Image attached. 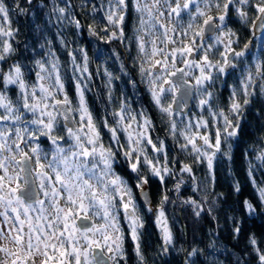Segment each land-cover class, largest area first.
I'll list each match as a JSON object with an SVG mask.
<instances>
[{"label": "rangeland", "instance_id": "rangeland-1", "mask_svg": "<svg viewBox=\"0 0 264 264\" xmlns=\"http://www.w3.org/2000/svg\"><path fill=\"white\" fill-rule=\"evenodd\" d=\"M131 2L138 18L139 32L136 33L135 41L142 57L139 72L148 101L177 138L178 146L184 152L194 155L198 162L204 163L206 172L212 175L219 155L222 154L229 163L232 142L238 136L246 112L253 111L252 103L264 101V83L260 73L264 54V19L263 30L260 33L254 31L255 20L264 11V0ZM103 5L106 18L119 27L124 17L126 0H105ZM250 6L256 11V17L250 19L249 25L250 33L252 29L254 32L251 33V38L254 39L251 43V56L244 60V66L242 64L237 68L239 79L232 76L236 80L231 88L233 96L222 106L221 103H214L218 98L213 100L212 94L215 93L212 87L216 83H219V87L224 84L222 79L215 80L216 72H221L222 77L225 71L222 66L217 67L212 56L218 53V57L225 60L226 52L238 47L237 59L242 60L249 52L239 44L233 45L240 39L227 26V19L231 10L234 12L232 18L240 19L241 15L246 21ZM210 15L213 16L214 31L202 38V21ZM13 31L7 9L0 1V195H13V192L18 198L14 190L20 167L14 160L25 152L33 164L36 154L42 156L48 151L46 148L50 144V159L45 164H35V167L44 169L36 172L35 180L41 182V185L52 186L51 194L55 193L57 199L61 196L64 203L53 219L50 215L43 214L39 216V221H62L66 224L63 233L74 237L79 233L75 222L73 224L74 213L95 206L96 213L99 211L102 216H107L109 222L110 219L115 220L111 223L117 226L119 243L125 231L135 239L142 225L138 215L139 203L134 197L131 184L126 178L113 173L111 165L118 152L131 172H139L143 166L151 176L162 180L171 171L166 140L159 135H152L149 113L137 112L124 99L120 100L117 110L113 112V122L104 120V127L107 128L105 139L98 132L85 100V90L90 81L86 54L82 51L81 55L72 51L69 53L68 66L75 96L72 100L66 91L59 59L51 50L37 60L32 81L23 78L16 61L7 62L12 51ZM167 47H170L169 51ZM190 52L194 54L192 58H189ZM254 52L259 58L255 57ZM172 59L184 64V76L193 83L194 109L190 114L180 115L171 110V97L176 85L167 72L172 69L169 66ZM166 64L169 67L164 69ZM156 67L160 69L155 72L153 69ZM104 75L106 82L111 84L110 74L104 71ZM9 86L15 89L14 97L8 93ZM225 87L228 91L227 85ZM228 94L231 95L227 93L224 96L227 97ZM59 100L65 101L71 112L75 122L73 129L66 127L61 121L56 106ZM228 124L231 125V130H227ZM42 139L44 142H41ZM246 155V171L255 184L259 199L264 203V141L248 147ZM179 170L181 174L188 173L184 165H180ZM258 171L263 175L256 181L254 176ZM135 185L146 187L145 178L138 177ZM145 211L153 215L162 244L171 245L172 234L163 213V205L146 204ZM123 221L126 225H123ZM99 224L101 226H98V232L107 228L104 221ZM57 233L55 231L54 235Z\"/></svg>", "mask_w": 264, "mask_h": 264}, {"label": "trees", "instance_id": "trees-1", "mask_svg": "<svg viewBox=\"0 0 264 264\" xmlns=\"http://www.w3.org/2000/svg\"><path fill=\"white\" fill-rule=\"evenodd\" d=\"M0 1L14 30L7 62L16 61L26 81L33 80L34 65L51 50L63 69L67 94L74 100L68 57L71 51L79 55L82 51L90 72L85 98L102 136L107 137L103 121H110L114 106L118 108L124 99L134 109L140 107L149 113L152 135L166 140L171 171L162 180L146 175V183L151 202L163 205L172 241L164 246L154 225L147 221L149 215L142 211L145 221L139 244L142 257L151 264L159 260V255L162 257L159 264H264V203L246 171V156L251 155V152L246 155L248 147L264 141V101L252 103L255 113L246 112L229 150V163L219 155L209 175L204 163L178 146L177 138L148 101L139 72L142 57L135 41L138 18L131 0H126L119 27L106 18L105 0ZM229 12L234 16L233 11ZM247 13L246 21L240 15V19L234 17L227 24L241 42L249 39L250 19L256 17L252 6ZM262 64L264 83V54ZM104 71L110 74L111 84L106 82ZM7 90L14 97V87ZM117 157L122 164L120 155ZM180 165L186 166L188 173L181 174ZM124 166L125 163L120 173L133 183ZM262 175L258 171L254 178L258 181Z\"/></svg>", "mask_w": 264, "mask_h": 264}, {"label": "flooded vegetation", "instance_id": "flooded-vegetation-1", "mask_svg": "<svg viewBox=\"0 0 264 264\" xmlns=\"http://www.w3.org/2000/svg\"><path fill=\"white\" fill-rule=\"evenodd\" d=\"M210 17L213 16L210 15L208 18ZM232 17L233 16L231 15L228 16L227 20L229 21L233 19ZM242 21H244V17L242 18ZM253 41L254 39L251 38L250 35L249 40L243 42L238 40V43H233L234 46H238L239 44V46L244 48L245 51H249L242 60H238L239 58L237 59L238 47H233V49L227 51L225 54V60L218 57V53L212 56V61H215L218 64L217 67L222 66L221 68L225 71L222 74V77H220L221 72H216L217 80L215 81L222 79V82L224 81V84L222 83L219 87V83H216L212 87V90L215 93L212 94V97L214 95L213 100L216 97L218 98H216L218 102L216 101L214 103H221V105H223L228 103L232 99L233 94H231V88L235 85V81L239 79L237 78V68L242 66V64L244 66L246 64L244 60L248 59L251 56V49L253 48L251 46V43H253ZM169 49L170 47H167V51H169ZM193 55V52H190L189 58H192ZM254 55L256 58H259L258 55L256 56L255 52ZM178 62L180 61L175 59H172L170 61L169 66H171L172 69L168 70V76L175 69V67L183 68L185 75L184 64H180ZM169 66L168 64H166L164 66V69H167ZM159 69V67H156L153 70L156 72L159 71ZM232 76L236 77V80H233ZM185 79L187 80L186 77ZM228 83L229 85H231L229 86ZM225 85H227L228 91ZM227 93H230L231 95L228 94L227 97L224 96ZM192 95L194 94L192 93ZM85 100L87 103L86 98ZM143 100L145 106L147 107V110H150L147 100L145 98H143ZM114 108H116L114 110L116 111V105L114 106ZM193 109L194 104H192L191 98L190 107L186 112H173H176L180 115H186L190 114ZM136 111L141 113L143 111L145 113V110L140 107H137ZM113 112L111 113L112 115L110 121L105 119L108 121V123L113 122ZM103 130L107 131V128L104 127ZM227 130H231L230 124L227 125ZM98 132L101 133L99 129ZM48 146L46 148L48 149V151H45L42 156H40L39 153L36 154L33 164L31 159L30 173L32 176V182L36 192V196L32 200H28L19 194L18 189L24 185L21 175V169L20 174H17L18 180H16V190H14L18 195V198L15 197V194L13 192V195H0V210H2V214L0 215V264H151L149 261H147L146 257L141 256V248L139 247V244L142 241L140 240V234L142 233L145 225V221L142 218L141 212L145 211L146 204L152 203L151 196L148 186L145 185L146 187L143 188H146L148 190L150 201L148 203L142 202L139 197V189L141 187H136L135 183L137 180L136 177L140 178V176H143V178H145L146 180V175L150 177L153 176H151L148 171L143 168V166L141 167L139 172H131L127 169V163L124 159H121L122 164H119L120 161L117 157L119 153L116 152V159L115 162L111 165V170L116 175H120L123 178H126L128 183L131 184L134 197L139 203L138 215L142 220V225L137 233V237L135 239L131 238L130 235L125 231L123 239H121V243H119L117 226L111 223L115 220L110 219L111 222H109L107 216H102L99 211L98 213H96V211L94 210L95 206H92L93 208L89 209L86 208L87 210H83V212L74 213L73 224L75 222V227L78 228L79 233H77V235L74 237H69L68 234L66 235L65 233H63V231H65L64 227L66 225L64 222L59 220H55L52 223H49V221L45 220L41 222L39 221V216L43 214L47 216L50 215L53 219L54 215L57 216L59 214L58 211L61 210V205H63L64 203L61 196H59V198L57 199L55 193L51 194L53 190L52 186H49L47 184L41 185V182L35 180V177L37 176L36 172H39L42 169L35 167V164L37 165L40 162H44L45 164L46 161L50 159V144H48ZM112 146L114 147L113 143ZM14 161H16V165L18 162L19 166L18 158ZM124 163L126 164V166H124V170L131 173L133 183L128 180L127 176L121 174L119 171L122 170ZM31 168L33 172H31ZM53 200H56V202H53ZM9 207H11L12 209H9ZM145 213L149 215L147 221H150V223L153 224L154 228L157 230L153 219L154 217L151 212L147 213L145 211ZM79 217L84 218H80L79 221ZM100 221H104L107 226L106 229H102V232L97 231L99 230L98 226H101V224H99ZM123 225H126L124 221ZM55 231L58 232L56 236L54 235ZM164 248L166 252L167 249L166 247ZM157 258L159 259L158 261L162 259L160 255ZM158 261L153 264H159Z\"/></svg>", "mask_w": 264, "mask_h": 264}, {"label": "water", "instance_id": "water-1", "mask_svg": "<svg viewBox=\"0 0 264 264\" xmlns=\"http://www.w3.org/2000/svg\"><path fill=\"white\" fill-rule=\"evenodd\" d=\"M264 18V11L260 13L258 18L254 23V31L259 32L262 29ZM214 31L213 17H210L203 21L201 26V35L202 38L208 36ZM170 80L177 85L175 92L173 93L171 100V110L186 112L191 103L193 85L191 82L187 81L184 76L183 68H176L169 74ZM57 110L63 121V123L73 129L75 124L71 118L70 110L67 107L65 101L59 100L57 103ZM183 105V106H182ZM30 156L26 155L25 152H22L18 158L21 173L23 176L24 185L20 187L19 194L25 199L32 200L36 196V192L32 182V176L30 173L31 160ZM139 197L142 202L148 203L150 201L149 193L146 188L139 189ZM80 218L84 217H79Z\"/></svg>", "mask_w": 264, "mask_h": 264}]
</instances>
